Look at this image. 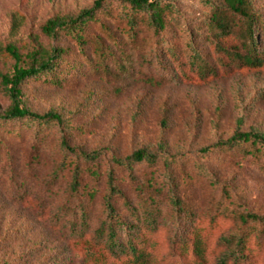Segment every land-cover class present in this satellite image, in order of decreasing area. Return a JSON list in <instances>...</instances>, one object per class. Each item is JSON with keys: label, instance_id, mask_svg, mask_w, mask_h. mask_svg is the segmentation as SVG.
Returning <instances> with one entry per match:
<instances>
[{"label": "rangeland", "instance_id": "rangeland-1", "mask_svg": "<svg viewBox=\"0 0 264 264\" xmlns=\"http://www.w3.org/2000/svg\"><path fill=\"white\" fill-rule=\"evenodd\" d=\"M95 1L0 0V112L11 105L1 84V77L11 75L15 63L8 48L17 50L22 57L20 65L25 67L37 51L39 56L53 48L66 52L63 66L70 70L59 76L61 84L29 81L21 87L22 105L39 114L53 111L70 118L75 128L65 137L70 148L86 153L104 151L97 180H91L86 173L83 176L92 195L88 207L90 232L103 219L105 168L112 166L111 157L126 158L140 149L180 158L181 192L187 198L186 209L197 211L193 221L196 227L209 231L213 227L210 217L220 203L228 205L229 210L244 208L264 216L261 165L235 154L213 152L214 146L226 141L238 127L242 132L251 128L264 132V93L261 98L257 96L264 85V68L220 71L218 76L203 80L179 79L177 61L164 48L159 47L158 55L153 56L143 41L135 49L126 42V27L116 15L117 0H111L113 16H103L102 21L116 34L118 49L108 40L107 32L99 24L94 25L91 35L102 38L115 52L109 58L113 65L109 72L95 71L70 38L57 40L42 32L48 19L75 18ZM211 1L217 6L224 4V0ZM252 1L264 18V0ZM176 3L180 15L169 22L166 41L176 47L183 63L191 54L188 43L192 42L214 64L205 39L210 12L206 0ZM259 40L264 54V40ZM127 54L132 62L127 61ZM185 71L190 73V69ZM61 142L57 130L45 135L39 147L30 132L20 131L14 123L0 128V264H123L96 245L89 248L86 240L70 238V225L58 207L68 198L73 159L66 160L67 166L58 177L53 176L64 158ZM12 172L15 176H11ZM117 178L136 210L139 198L127 173L117 171ZM138 179L150 180L153 186L156 172L140 168ZM159 207L160 227L150 243L160 246L148 264H168L169 242L185 229L183 218H168V198ZM120 212L131 220L130 211L121 208ZM216 220L203 264H215L222 249L219 237L233 228L231 218Z\"/></svg>", "mask_w": 264, "mask_h": 264}, {"label": "trees", "instance_id": "trees-1", "mask_svg": "<svg viewBox=\"0 0 264 264\" xmlns=\"http://www.w3.org/2000/svg\"><path fill=\"white\" fill-rule=\"evenodd\" d=\"M177 1L117 0L116 15L119 22L126 27V42L132 43L135 49L138 43L143 41L153 56L158 55L159 47L164 48L172 59L177 61L175 67L179 79L184 77L189 80H203L218 76L220 71L229 73L264 68V54L259 48V39L264 40V18L257 12L252 0H224V4L218 6L211 0H206L210 12L205 39L213 52L214 64L206 54L197 50L192 42L188 43L191 54L183 63L179 61L176 47L166 41L165 34L169 22L180 15ZM113 11L111 0H96L90 8L84 9L75 18L48 19L42 27V32L57 40L62 37L70 38L77 45L82 57L94 65L95 71L109 72L113 66L109 58L115 56V52L102 38L91 35V30L94 25L99 24V27L107 32L108 40L114 44V49H118L116 34L102 21L103 16L112 17ZM7 52L15 63L12 74L1 77V84L11 105L6 111L0 112V128L4 129L14 123L20 131L30 132L39 147L44 136L54 130L61 135L64 158L53 176L58 177V173L67 166L66 160L73 159L70 163L73 167L68 198L58 207L59 213L63 212L62 218H66L70 225L69 236L73 241L86 240L89 248L96 245L111 259L123 264H148L159 251L160 245L150 243V238L159 231V220L162 216L160 202L168 198V218H183L185 226V229L181 233L178 232L169 242L168 264H203L208 239L213 236L214 223L220 217L231 218L233 228L226 235L219 237L222 249L215 264H264V216L244 208L229 210L228 205L220 203L209 220L213 227L211 226L209 231L196 227L193 221L198 216L197 211L186 209L187 198L181 192L183 179L181 180L180 158L148 149L134 151L126 158L111 157L112 166L105 168L103 219L90 232L88 207L92 195L83 176L86 173L91 180H97L104 151L98 149L86 153L70 148L65 139L66 135L75 130L70 118L53 111L39 114L22 105L21 87L29 81L46 82L54 86L61 84L62 79H59V76L61 73H69L70 70V67L63 66L66 62V52L53 48L39 56L37 51L31 54L30 63L26 67L20 65L22 57L17 50L10 47ZM126 56L127 61L132 62L130 54ZM187 69H190V73L185 71ZM263 93L264 85L257 92V96L261 98ZM37 149L36 152L39 151ZM204 150L209 152L208 148ZM216 151L218 155L235 154L251 159L264 170V132L258 129L251 128L242 132L238 127L226 141L214 146L213 152ZM36 156L39 157V154ZM140 168L156 172L153 186L150 180L142 182L138 179ZM29 170L31 171L32 167L29 166ZM117 171L127 173L131 188L139 198L140 205L136 210H133L135 208L119 185ZM203 172L206 173L204 169ZM11 176H15V173L12 172ZM73 200L80 202L75 204ZM121 208L130 211L131 220L121 214ZM85 237L88 238L84 239Z\"/></svg>", "mask_w": 264, "mask_h": 264}]
</instances>
